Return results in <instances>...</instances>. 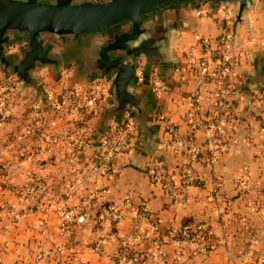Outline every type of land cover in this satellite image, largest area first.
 <instances>
[{
    "label": "crops",
    "instance_id": "obj_1",
    "mask_svg": "<svg viewBox=\"0 0 264 264\" xmlns=\"http://www.w3.org/2000/svg\"><path fill=\"white\" fill-rule=\"evenodd\" d=\"M238 10L237 3L174 5L145 18L166 60H138L131 90L141 99L142 117L126 110L107 121L116 106L112 77L89 71L101 45L130 31V23L78 38L42 34L61 63L37 66L36 88H21L0 68V85L15 84L0 90V264H33L41 247L48 253L44 264H58L56 256L72 264H264V85L247 81L264 57V0L249 2L240 22ZM223 35L231 41L224 75ZM26 49L24 34L5 47L12 62ZM224 90L235 124L226 126L232 144L217 161L170 147L172 126L182 137L193 134L196 148L212 144L214 131L189 115L198 108L203 120L215 118ZM121 126L127 146L112 158L114 173L105 175L96 170L102 141ZM156 158L166 173L176 171L177 193L179 167L187 165L191 184L183 199L149 179ZM106 203L119 211L117 223ZM63 207L82 211L65 233L59 230ZM197 222L209 228L212 251L169 242L171 227ZM156 235L168 241L167 255L153 263L145 251ZM56 243L65 245L63 254L52 250Z\"/></svg>",
    "mask_w": 264,
    "mask_h": 264
},
{
    "label": "water",
    "instance_id": "obj_2",
    "mask_svg": "<svg viewBox=\"0 0 264 264\" xmlns=\"http://www.w3.org/2000/svg\"><path fill=\"white\" fill-rule=\"evenodd\" d=\"M252 0H0V68L15 77L21 88L37 87L32 72L37 66L58 67L60 59L51 56L52 45L45 44L42 34L73 36L104 33L109 29L130 23V31L117 33L101 45L97 58L90 63V74L103 73L112 77L116 106L109 110L107 121L126 110L143 116L141 99L131 90L135 70L141 56L149 62L165 61L163 45L158 34H150L144 27L145 18L174 5L198 3L239 4L237 22ZM24 34L27 49L15 62L6 54L5 47ZM264 85V57L254 65V74L247 80Z\"/></svg>",
    "mask_w": 264,
    "mask_h": 264
},
{
    "label": "built area",
    "instance_id": "obj_3",
    "mask_svg": "<svg viewBox=\"0 0 264 264\" xmlns=\"http://www.w3.org/2000/svg\"><path fill=\"white\" fill-rule=\"evenodd\" d=\"M219 44L222 50V59L221 65L222 75L227 73V65H228V57L231 41L229 35H223V37L219 40ZM15 84H1L0 90L7 91L8 89H12ZM229 91L224 90L217 94L216 107L217 113L215 118L210 120L202 119L199 113L198 108L189 115V119L193 122H201L212 129L213 132V140L212 144L209 145L206 149H200L193 146L194 136L193 134L187 135L186 137H182L178 131L172 126L170 127V139L168 141V145L170 147L183 146L187 149L191 158H198V156L203 155L207 163L213 164L217 161L219 155L226 149H228L232 141L226 134V126L233 127L235 124V117L232 109L227 105ZM96 100V97L89 99L88 104H92ZM198 104V100L196 101ZM12 108L9 107L7 112L3 113V117L5 118L8 112H11ZM128 117L130 114H127ZM2 118V119H4ZM126 128L121 126L118 128L117 132L113 135H108L106 139L102 141V148L104 149V153L101 155L102 161L97 166L98 171H101L105 175H110L114 173V167L112 166V158L120 153L122 150L126 149L127 146V134ZM84 134L87 138L90 137L91 132L89 129L84 130ZM180 170L183 171V175L181 176L182 182L179 185L180 191L175 192V187L173 184V178L176 176V171H171L166 173L164 171V165L160 159H154L147 171L149 179L154 183H161L169 192L176 193L181 199L184 198L185 189L191 184V178L186 174L187 165H180ZM179 174V173H178ZM82 182V181H80ZM102 193H105L103 190ZM4 206L0 203V209ZM105 209L109 212V216L112 222L117 223L120 219L119 211L110 203H106ZM81 209L79 208H62L60 210V222H59V230L62 233L68 231L70 224H72L76 219L80 220ZM145 213V212H144ZM150 232L156 233L157 227L155 225L150 226ZM169 242L176 243H189L196 244L200 247V249L204 253H208L212 251L215 247V240L211 235L209 228L205 226L202 222L192 223L190 225L182 226V227H171L169 230ZM168 241L164 240L162 236L156 235L152 239V247L145 251L146 259H149L153 263H158L160 260L164 259L167 255L166 252V244ZM52 250L57 252L58 254H63L66 250L65 245L63 244H54L52 246ZM47 251L42 247L36 253L33 264H44V258L47 256ZM53 260L58 264H72V262L65 258L62 260L59 256L53 258Z\"/></svg>",
    "mask_w": 264,
    "mask_h": 264
},
{
    "label": "trees",
    "instance_id": "obj_4",
    "mask_svg": "<svg viewBox=\"0 0 264 264\" xmlns=\"http://www.w3.org/2000/svg\"><path fill=\"white\" fill-rule=\"evenodd\" d=\"M187 225H190V223L189 224H187ZM168 244V243H167Z\"/></svg>",
    "mask_w": 264,
    "mask_h": 264
}]
</instances>
